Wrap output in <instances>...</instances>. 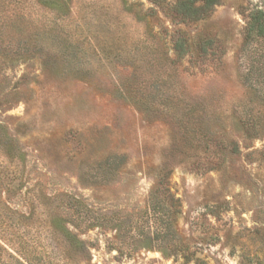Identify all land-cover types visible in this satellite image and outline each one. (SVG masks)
<instances>
[{
	"label": "rangeland",
	"instance_id": "rangeland-1",
	"mask_svg": "<svg viewBox=\"0 0 264 264\" xmlns=\"http://www.w3.org/2000/svg\"><path fill=\"white\" fill-rule=\"evenodd\" d=\"M174 3L0 0V264H264V0Z\"/></svg>",
	"mask_w": 264,
	"mask_h": 264
},
{
	"label": "trees",
	"instance_id": "trees-1",
	"mask_svg": "<svg viewBox=\"0 0 264 264\" xmlns=\"http://www.w3.org/2000/svg\"><path fill=\"white\" fill-rule=\"evenodd\" d=\"M159 0H153L158 3ZM221 0H175L170 8L174 18L181 22L196 21L208 15L213 8L219 5ZM211 41H205L202 50L206 46H211ZM187 45L183 37L177 35L173 39V50L177 57H182L186 51ZM241 55L251 63L245 74L247 83L252 84L251 75L258 72L264 77V8L254 6L247 10L245 17V26L243 29V46ZM78 208L83 209L82 202H78Z\"/></svg>",
	"mask_w": 264,
	"mask_h": 264
}]
</instances>
